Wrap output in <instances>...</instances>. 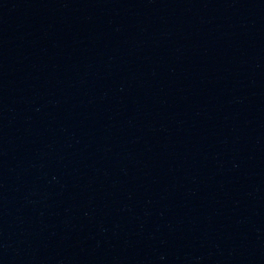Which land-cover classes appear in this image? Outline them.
Listing matches in <instances>:
<instances>
[{
    "label": "water",
    "instance_id": "1",
    "mask_svg": "<svg viewBox=\"0 0 264 264\" xmlns=\"http://www.w3.org/2000/svg\"><path fill=\"white\" fill-rule=\"evenodd\" d=\"M0 264H264V0H0Z\"/></svg>",
    "mask_w": 264,
    "mask_h": 264
}]
</instances>
